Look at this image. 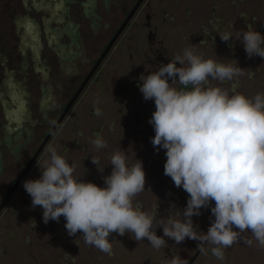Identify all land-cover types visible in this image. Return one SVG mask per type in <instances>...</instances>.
Listing matches in <instances>:
<instances>
[{
    "label": "rangeland",
    "instance_id": "obj_1",
    "mask_svg": "<svg viewBox=\"0 0 264 264\" xmlns=\"http://www.w3.org/2000/svg\"><path fill=\"white\" fill-rule=\"evenodd\" d=\"M173 1L164 0L162 4L170 6ZM225 1L233 6L232 0ZM132 2L133 0H0V199L8 183L15 178L20 169L24 168L30 156L42 143L51 125L52 107L55 110L63 100L67 81L76 77L84 68L88 69L91 60L99 55L100 49L110 40L123 9ZM178 2L181 4L180 7L170 10L181 11L182 18L190 17L192 13L186 14L185 11L190 2L184 0ZM212 2L213 0L208 1L204 7L212 6ZM237 2L239 6L233 10L237 12L235 16L238 17L242 11L246 14V18L242 20L244 22L240 23V28L239 19L232 17L230 12V17L225 20V29L221 26L217 30L213 29L207 21L212 11L214 12L210 6L205 22L210 36L204 34L210 50L205 57L223 62L235 60L244 71V75L233 80L220 82L210 79V86H220L227 89L230 94L239 92L251 97L257 93H264V58L259 56L249 58L242 42L234 37L237 32L247 30L248 26L264 34V0H237ZM219 4H215L216 7L222 8L223 6ZM194 7L196 5L191 3L192 11ZM229 18L233 19L235 24L232 28L227 25ZM202 27L196 29L197 35L202 33ZM190 29H194V26ZM225 31L232 32L234 36L227 42L222 41L220 37ZM168 32L170 35L166 41L169 40V43H166V46L173 52L181 53L186 47L192 46L190 37L184 42L176 29L170 28ZM212 34L218 41L216 44L211 38ZM193 43L200 48L198 41ZM216 46L219 48L216 49ZM218 53L223 57L221 58ZM166 56L169 62L173 58L168 54ZM115 58L116 53L113 50L76 106L74 113L80 115L81 124L77 123V117L68 118L48 144L64 155L69 163L82 159L88 152L87 149L84 150L85 152L81 151L74 142L78 141L82 144L83 140L90 139L92 132L95 131H101L104 137H110L108 129L113 117L105 118L106 116L102 115H111L115 83L121 82L123 85L129 78L120 68L122 64L128 65L127 56L124 60L118 58V65L117 61H114ZM51 60L56 62L57 68L52 67ZM151 65L146 66L147 74L154 72ZM51 69L55 74L53 78L50 75ZM176 86L179 88V84ZM91 105L101 112L94 120L96 124L91 123L87 118V111ZM103 122L104 129L100 128ZM150 127L153 125L150 124ZM131 128L133 133L137 131L132 125ZM114 132L113 137L116 138L114 144L120 150L119 135L116 133L118 131ZM133 133L131 132L132 135ZM144 140L145 145H140ZM151 140L152 134L149 131L145 139L138 141L141 142L140 144L131 141L129 148L133 149L134 160H129V163H134L135 160L143 161L146 173L145 191L135 198V206L150 211L158 202L157 219H159L168 215L172 205L182 212L189 196L182 187L177 188L172 179L164 174L166 150L160 148L157 151ZM66 148L71 151L65 152ZM140 149H145V156L138 158ZM47 157L48 153L44 149L38 160L43 162ZM37 161L27 172V180L38 179L42 175ZM100 164L102 167V162ZM111 172L112 169L109 167L103 172L98 169L92 173L98 178L99 186L104 187V177ZM25 196L30 197L22 184L13 205L0 217V224L9 221L11 227L16 226V238L20 234L23 250H25L26 234L21 227H29L34 221V214L39 212V207L26 210V205L21 201V197L24 199ZM15 204L19 208L17 214L13 213ZM211 206H214V201ZM211 206L202 208V214L193 217L198 231L206 233L213 222ZM25 213L31 214L28 220L24 218ZM155 231L157 235L163 236L162 228L158 227ZM0 234L8 238L4 229L0 230ZM165 239L168 246L157 250L147 240L136 241L134 234L120 236L112 233L109 236L112 252L108 254L86 244L82 233H77L76 236L67 235L60 246L62 253L54 258V264L66 262L79 264V260L81 264H169L170 259L176 254L186 259L188 264L193 257L195 259L191 264H264V248L258 247L250 231L241 233L236 243L224 249L225 258L222 261L212 255L211 245H205V252L202 253L198 249V241L186 238L185 241L176 244L174 240L167 237ZM248 239L253 241L252 245L245 243ZM71 260L75 261L71 262Z\"/></svg>",
    "mask_w": 264,
    "mask_h": 264
},
{
    "label": "clouds",
    "instance_id": "obj_2",
    "mask_svg": "<svg viewBox=\"0 0 264 264\" xmlns=\"http://www.w3.org/2000/svg\"><path fill=\"white\" fill-rule=\"evenodd\" d=\"M220 37L227 42L234 36L225 31ZM234 38L249 58H264V34L248 26ZM229 61L206 59L190 46L138 78L144 99L155 103L151 142L157 151L166 150L164 174L189 196L182 212L172 205L166 217L157 219L158 202L150 211L135 206V198L145 191L146 173L143 161L130 164L123 149L110 156L112 172L101 187L74 175L76 164L48 145V157L37 161L42 175L23 183L33 208L43 209L44 223L63 216L70 236L82 233L86 244L108 254L112 233L134 234L136 241L147 240L157 250L168 246L165 237L176 244L188 238L199 242L202 253L211 245L212 255L221 261L224 249L246 231L264 248V93L249 97L210 86V79L223 82L244 75L237 61ZM91 144L96 151L107 147L100 135ZM92 163L103 172L98 157L92 156ZM210 206L214 220L206 233L198 231L193 217ZM158 227L163 236L157 235ZM169 264L188 262L176 254Z\"/></svg>",
    "mask_w": 264,
    "mask_h": 264
},
{
    "label": "flooded vegetation",
    "instance_id": "obj_3",
    "mask_svg": "<svg viewBox=\"0 0 264 264\" xmlns=\"http://www.w3.org/2000/svg\"><path fill=\"white\" fill-rule=\"evenodd\" d=\"M137 1L138 0H133V2L130 5H128L126 8L123 9L122 16L120 17V20L115 26L112 36L110 37V40L103 48L100 49L99 55L91 60L88 69L84 68V70L81 73H79L76 77L70 78V80L67 81L68 84H65L63 100L55 108V110L52 107V115L50 118L51 125L49 126L48 131L46 132L44 138L51 131L56 121L61 117L65 108L71 102L72 98L74 97L79 87L86 80L87 76L91 72L95 63L102 55L103 51L105 50V48L107 47L113 36L117 33L119 28L127 19L130 12L135 7ZM163 1L164 0H155V1L144 0L138 6V8L135 10L130 20L127 22V24L121 31L114 45L107 53V55L105 56L101 64L98 66L96 71L93 73L91 78L88 80L84 89L79 94L77 99L74 101L69 111L64 116V118L62 119L59 126L57 127V129L52 134V137L49 140L50 142L51 139L56 134V132L58 131L59 127L65 121H67L68 118H71L73 116L77 117L76 119L77 123L81 124V120L79 118L80 115L78 114L75 115L74 113L76 112L75 111L76 106L78 105L86 88L89 87L90 84L95 80L98 71L101 69L102 65L105 64L111 52L115 50L116 58L114 59V61H117V65H118V58L124 60V58H126L127 56L128 65L122 64L120 68L123 69L124 75L129 76V78L126 79L127 81L125 80L124 82L125 84L123 85L121 84V82L115 83L116 90L114 91V102H113L114 105L111 106L112 108V112L110 113L111 115L108 114L102 115L103 117L106 116L105 118L113 117L111 121L112 122L111 126L109 125V129H108L110 137L109 138L108 136L104 137L101 131L98 132L95 131L92 132V137L90 139L85 138L82 144L78 141L74 142L75 145L79 146V149L81 151L85 152L84 150L87 149L86 151L89 152V153L86 152L85 157H83L82 159H78L79 157L76 153L77 155L76 158L78 160L73 162L77 166L74 175L79 177L84 182H93L99 185V182L97 181L98 178L92 173L94 170H98L99 167L98 165L92 163V156H96L99 158L100 162H102L103 165L102 167H104V169H108L109 167L112 169V166L109 165L110 156L114 152L118 151V147L115 146L114 144L116 138L113 137L114 136L113 133H115L114 132L115 130L118 131L116 133L119 135L118 140L120 141V146H121L120 150L122 149L125 150V152L128 154V160H132V161L134 160L132 159L134 154H133V149L129 148L131 141L140 144L141 142L138 141L145 139V135L149 133V131L152 134V138L155 136L154 127H150V123H149V120L155 111V103L154 100L144 99L143 94L140 91V85L142 84V81H140L138 78L141 76V74L148 75L146 71L147 69L146 66L147 65L150 66L151 65L150 63H152L154 71H156L159 66L166 65L167 63H169V61L166 59L167 57L166 54H168L170 58L173 57L172 60L175 58L176 55L183 54V52L179 53V51L173 52L171 48H168L166 46V43H169V40L166 41L167 37H169L170 35L168 30L170 28H174L178 31L179 24H181L178 20L179 17L180 18L182 17L181 11L177 12L176 9L175 11H171L170 9H174L175 7H180L181 4L178 2L179 0H174L173 1L174 5L172 4L170 6L169 5L167 6L162 4ZM184 1L189 2V0H184ZM190 4L187 5L185 11L186 14L188 13H192V14L188 18H184L185 21L183 23L184 26L186 25L188 27L189 32L186 31L184 34H182L181 36L183 38L181 39H184L185 42L187 41L186 39L190 37L191 40L190 42L192 43V47H194L195 52L206 58L205 57L207 56L206 53L207 51L210 50V48L209 46H207V42H205L206 40L204 38V34L200 33L197 35L195 29H190L194 25V21L192 20V17H195L197 12L200 13V15H202L201 6L194 8L192 11L190 8L191 6ZM215 4L224 6L227 4V2L225 0H213L212 6L214 12L212 11V15L210 16V18L212 17V20L210 21V25L214 29H216V27H220V26L222 27L225 24V20H226V14H224L221 7L217 8ZM215 11L217 14L215 13ZM219 12L220 15L218 14ZM236 14L237 12L234 11V15ZM236 19H239L238 22L240 25V23H242L241 21L243 19V16L240 15L238 17L236 16ZM227 25L234 27L235 24H233V19L227 22ZM204 33L208 34L207 32ZM211 38L213 39L214 44L218 42L213 36H211ZM193 41H198L200 48H197L194 45ZM220 43L221 42H219V44ZM217 48L219 47L216 46V49ZM169 49H171L170 52ZM218 55L221 58L223 57L222 54L218 53ZM50 63L52 64V67L57 68L56 62L54 60H51ZM111 65L112 63L110 64V66ZM50 75L52 78L55 75L52 69ZM179 87L181 86L179 85ZM97 117L98 116L96 115V107L94 105H91L87 111V118L91 121V123L94 124L95 123L94 120ZM131 125L134 128L136 127L137 130L136 132L133 133V130H131L132 129ZM101 127H103L104 129V122L101 123L100 128ZM131 132L133 133V135L131 134ZM97 135L102 136L104 140L107 142V147L100 149L99 151L94 150L93 145L91 144V141L95 139ZM49 142L47 143V145L49 144ZM140 145L144 146L145 140L144 143ZM37 149L30 156L28 162L25 163L24 168L20 169V171L15 176V178L8 183L5 192L1 196L0 204L4 200L6 195L9 193L10 189L13 187V185L15 184V182L17 181V179L19 178V176L21 175L27 164L30 162ZM68 151L70 152L71 150H68L66 148L65 152ZM42 152L40 153V155L42 154ZM144 156H145V149H140L137 157L140 158ZM38 158L36 159V161L38 160ZM36 161L32 164L31 167L34 166ZM78 173L80 175H78ZM27 175L28 173L26 174L24 179L20 182V184L16 187V189L13 191L12 195L5 204L4 208L0 211V217H2V215L6 212L8 208H10L11 205H13L19 189L22 187V184L27 180ZM21 201H23V203L26 205L25 207L27 208L26 209L27 211L34 209L32 206L31 197L25 196L24 199L23 197H21ZM14 212L19 213V208L17 207V204H15V206L13 207V213ZM26 213H30V212H26ZM26 213L24 214V218L28 220L31 214H26ZM42 221H43V209L39 207V212L36 215L34 214V221H32L30 226L21 227L23 229V232L26 234L24 240L25 250H23L22 248L20 234L18 235V238H16L17 237L16 226L14 227L13 225V227H11L9 225L10 224L9 221L0 224L1 229H4L8 234L7 239L5 237L6 235L4 236L3 234H0V264H54L55 262L54 258L62 253V250L60 249V246H62L63 244L62 240H64L67 237V235H69L68 232H66V228H65L66 220L63 216H61L58 222L54 220H50L47 224H45ZM74 261L75 260H71V262ZM64 264H68V262ZM79 264H81L80 260H79Z\"/></svg>",
    "mask_w": 264,
    "mask_h": 264
},
{
    "label": "water",
    "instance_id": "obj_4",
    "mask_svg": "<svg viewBox=\"0 0 264 264\" xmlns=\"http://www.w3.org/2000/svg\"><path fill=\"white\" fill-rule=\"evenodd\" d=\"M144 0H138L135 4V7L133 8V10L130 12V14L128 15L127 19L124 21V23L122 24V26L119 28V30L117 31V33L113 36V38L111 39V41L109 42V44L107 45V47L105 48V50L103 51L102 55L100 56V58L97 60V62L95 63L94 67L92 68L91 72L89 73V75L87 76L86 80L82 83V85L79 87V89L77 90V92L75 93L74 97L72 98L71 102L68 104V106L65 108L64 112L62 113L61 117L56 121V123L54 124V126L52 127L51 131L47 134V136L43 139L42 143L40 144V146L38 147L37 151L35 152V154L33 155L32 159L30 160V162L27 164V166L25 167V169L23 170V172L21 173V175L19 176V178L17 179V181L15 182V184L13 185V187L10 189L9 193L6 195V197L4 198V200L1 202L0 204V211L4 208L5 204L7 203V201L9 200L10 196L12 195L13 191L16 189V187L20 184V182L24 179V177L26 176L27 172L29 171V169L31 168L32 164L36 161V159L38 158V156L40 155V153L43 151V149L45 148V146L47 145V143L49 142L50 138L52 137V134L55 132V130L57 129V127L59 126L60 122L62 121V119L64 118V116L67 114V112L69 111L70 107L72 106V104L74 103V101L77 99V97L79 96V94L82 92V90L84 89L86 83L88 82V80L91 78V76L93 75V73L96 71V69L98 68V66L101 64V62L103 61V59L105 58V56L107 55V53L110 51V49L112 48V46L114 45L115 41L117 40L118 36L120 35L121 31L123 30V28L125 27V25L127 24V22L130 20V18L132 17V15L134 14L135 10L138 8V6L143 2ZM195 259V257H193L190 261V264L193 262V260Z\"/></svg>",
    "mask_w": 264,
    "mask_h": 264
},
{
    "label": "crops",
    "instance_id": "obj_5",
    "mask_svg": "<svg viewBox=\"0 0 264 264\" xmlns=\"http://www.w3.org/2000/svg\"><path fill=\"white\" fill-rule=\"evenodd\" d=\"M203 1V2H202ZM208 1H211V0H189V2L190 3H193V4H195L196 5V7H194V8H197L198 6H201V12H202V15H200V13H196V15H195V17H192V20L194 21V29L196 30V29H200V27H202L203 28V31H202V34H205V35H209L210 36V32H209V29H207V25H205V22H206V19H207V16H206V14H207V12H209V10H210V6L211 5H208L207 6V8L206 7H204V6H206L207 5V3H208ZM205 3V4H204ZM231 3L233 4V6L231 7V5H228V3L226 4V5H224L221 9H222V11L224 12V14H226V18L227 17H230L229 16V13L231 12V14H232V17L234 16V17H236L235 15H234V11L233 10H235V8H237L238 6H239V4H238V2H237V0H232L231 1ZM212 5H213V2L211 3ZM191 5V4H190ZM204 7V8H203ZM232 8V9H231ZM211 9H213V6H211ZM204 10V11H203ZM204 14V15H203ZM211 14V13H210ZM219 15H220V12L218 13ZM218 15V16H219ZM240 16H243V19L242 20H244L245 18H246V14H245V11H242L241 12V14H240ZM240 18H242V17H240ZM212 19L209 17L208 18V23H210V21H211ZM229 20H232L231 18H229ZM181 24H179V27H178V34L179 35H182V34H184L186 31H188V27L185 25L184 26V21H185V19L184 18H180L179 17V20H178ZM197 22V23H196ZM244 21H242V23H243ZM202 25V26H201ZM205 26V27H204ZM229 27L230 28H232L230 25H229ZM241 26L239 25V28H240ZM219 27H216V29L215 30H217ZM224 28V25L222 26V29ZM214 29V28H213ZM225 29V28H224ZM204 32H207L208 34H206V33H204ZM211 36H213V34L211 35ZM205 38V37H204ZM206 40V39H205Z\"/></svg>",
    "mask_w": 264,
    "mask_h": 264
}]
</instances>
